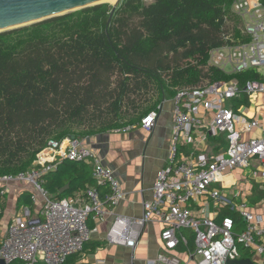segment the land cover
Masks as SVG:
<instances>
[{"label": "trees", "instance_id": "obj_1", "mask_svg": "<svg viewBox=\"0 0 264 264\" xmlns=\"http://www.w3.org/2000/svg\"><path fill=\"white\" fill-rule=\"evenodd\" d=\"M234 1L122 0L114 11L102 3L0 32V175L28 171L51 140L140 124L180 88L207 79L237 80L242 88L264 80L256 69L206 70L211 49L249 40ZM82 125L88 128L78 130ZM43 185L58 199L97 186L92 167L74 160L45 174ZM1 204L0 198V221ZM32 205L31 193H23L18 206ZM225 216L234 219L235 232L245 228L238 213L228 210L218 220ZM187 231L188 243L179 246L194 250L195 234ZM239 249L240 259L254 256L249 247Z\"/></svg>", "mask_w": 264, "mask_h": 264}, {"label": "built area", "instance_id": "obj_2", "mask_svg": "<svg viewBox=\"0 0 264 264\" xmlns=\"http://www.w3.org/2000/svg\"><path fill=\"white\" fill-rule=\"evenodd\" d=\"M232 10L240 17L239 29L249 40L211 49L206 70L215 67L226 74H238L256 69L264 76V0H235ZM242 95L260 107L264 104V80H249L242 88L237 80L207 79L195 87L178 89L173 98L170 156L158 173L153 198L146 202L142 217L118 216L114 220L107 232L110 243L136 248L147 222L157 219L163 224L161 247L151 264H188L177 252L181 243H188L183 229L195 233V249L189 257H199L197 264H228L240 259V244L254 250L253 259L264 264L263 215L242 203L237 209L245 228L239 233L231 216L218 220L204 215L211 201L235 208L236 202L218 187L234 169L247 167L254 160L264 168V124L257 116L234 108L232 102ZM157 117L158 112L151 111L143 118V126L151 130ZM257 129L262 130L261 135L245 138ZM200 130L223 135L225 149L213 155L201 153L196 160L186 155L183 148L196 144ZM64 160L89 164L97 186H88L75 197L54 198L43 185L44 175ZM16 182L32 187L37 209L24 206L9 222L0 245V259L7 264H64L71 255L83 252L90 241L89 220L103 218L108 206L116 207L125 196L115 171L92 147L74 137L51 140L28 171L0 175V194L9 193ZM100 187L108 191L102 194ZM196 204L201 206V215L194 209Z\"/></svg>", "mask_w": 264, "mask_h": 264}, {"label": "crops", "instance_id": "obj_3", "mask_svg": "<svg viewBox=\"0 0 264 264\" xmlns=\"http://www.w3.org/2000/svg\"><path fill=\"white\" fill-rule=\"evenodd\" d=\"M244 96V98L241 97L238 106H235L233 102L232 105L237 111L250 117L257 116L263 125L264 104L258 107L255 103H251L248 96ZM173 98V96L165 98L156 109L158 117L151 130L146 129L141 122L81 139L84 144L89 145L97 152L106 165L115 171L121 181L125 196L116 207L108 206V213L103 218L89 220L91 239L83 252L68 258L70 260L67 264H151L150 262L158 256L163 224L157 219L147 222L142 231L140 242L134 249L110 243L107 239V232L118 216L142 217L145 213L146 202L153 198L158 173L167 165L170 156L174 125ZM261 134L262 130L257 129L245 134V138ZM197 138L196 144L183 148L186 155L193 160H196L201 153L217 154L227 146L224 137L222 139L220 136L206 134L205 130H200ZM263 170V165L259 160H254L253 164L247 167L234 169L223 179L222 183L218 184V187L227 198L236 202L235 208L220 207L211 201L206 207L204 215L218 219L220 214L228 210L239 214L237 208L245 203L248 210L264 216ZM103 189L104 192L108 191ZM84 190L85 188L78 189L72 192L69 197L78 196ZM9 191L6 195L0 194L1 206L4 210L3 218L0 221V245L9 222L24 207L18 206L19 198L25 192H32V187L23 182H16L9 187ZM102 194L104 193L102 192ZM32 208H36L34 203ZM194 209L198 215L202 214L201 206L196 204ZM187 230H189L188 234L194 233L190 229ZM193 251L188 248L181 249L180 246L177 250L182 261L188 264H197L196 260H191L189 257ZM253 258L254 256L250 259L255 261ZM255 263L257 262L255 261Z\"/></svg>", "mask_w": 264, "mask_h": 264}, {"label": "water", "instance_id": "obj_4", "mask_svg": "<svg viewBox=\"0 0 264 264\" xmlns=\"http://www.w3.org/2000/svg\"><path fill=\"white\" fill-rule=\"evenodd\" d=\"M122 0L113 4V11ZM108 3L103 0H0V32L26 26L55 16L67 14L77 9ZM70 188H61L63 193ZM255 264L251 259H237L228 264ZM0 264H7L0 259Z\"/></svg>", "mask_w": 264, "mask_h": 264}, {"label": "rangeland", "instance_id": "obj_5", "mask_svg": "<svg viewBox=\"0 0 264 264\" xmlns=\"http://www.w3.org/2000/svg\"><path fill=\"white\" fill-rule=\"evenodd\" d=\"M151 1L152 0H146V2L147 3H151ZM77 10H79V9H77ZM76 11V10H75ZM264 70V69H263ZM90 121L92 120V119H89ZM95 121H97V120H95ZM95 124H97V123H95ZM86 128H88V126H86V125H82V126H80L79 128H78V130H84V129H86ZM251 164H253V161L251 162ZM34 189V188H33ZM196 260H199V257H197L196 258Z\"/></svg>", "mask_w": 264, "mask_h": 264}, {"label": "bare ground", "instance_id": "obj_6", "mask_svg": "<svg viewBox=\"0 0 264 264\" xmlns=\"http://www.w3.org/2000/svg\"><path fill=\"white\" fill-rule=\"evenodd\" d=\"M117 0H103V2H108L114 4Z\"/></svg>", "mask_w": 264, "mask_h": 264}]
</instances>
